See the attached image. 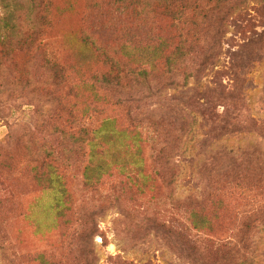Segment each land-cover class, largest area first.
I'll return each instance as SVG.
<instances>
[{"label":"rangeland","instance_id":"374dc122","mask_svg":"<svg viewBox=\"0 0 264 264\" xmlns=\"http://www.w3.org/2000/svg\"><path fill=\"white\" fill-rule=\"evenodd\" d=\"M132 2L49 0L59 72L30 48L40 20L19 24L30 0H0V264H264V0ZM134 38L152 48L126 54ZM214 43L213 66L176 87ZM140 58L164 90L135 125L99 75ZM221 84L238 100L224 128L195 108L222 114L206 94ZM180 107L192 129L166 157L146 119Z\"/></svg>","mask_w":264,"mask_h":264},{"label":"trees","instance_id":"16d2710c","mask_svg":"<svg viewBox=\"0 0 264 264\" xmlns=\"http://www.w3.org/2000/svg\"><path fill=\"white\" fill-rule=\"evenodd\" d=\"M132 1L133 0H114V2L120 6H127L129 3H133ZM30 2L32 3L31 8L23 5L20 7L19 24L23 23L24 21H32L33 18H35L36 20H40L41 27L38 29L35 27V24L33 22H30L35 30L32 31L31 34L32 40L30 41V48L33 49L34 52L40 53L41 56H43V60L46 62V64H50L52 68L56 67L57 70L61 72L63 71V67L59 63L61 60H58V55H55V53L53 52L52 42L45 34V32H49L50 29V15L48 11L49 0H41L36 4L33 0H30ZM136 2L145 4V0H136ZM21 4H23V2ZM44 26L45 29H43ZM18 29H21V25H18ZM197 29V25L193 23L191 24L190 30L186 33L180 32L177 35V39L180 40L181 44H187L189 41L190 44H197L199 40V37L197 36ZM13 31L14 30H12L11 34L7 36L6 39L2 37L1 39L5 41L17 38V36L19 35L17 34L18 32ZM123 32L128 33L130 32V30L124 29ZM127 46L134 47V49L146 51L152 48V41L146 43L140 41L138 38H134L133 42L130 45H126L124 48L126 54H129L131 48ZM215 46L216 45L214 43L209 48H207V50H204L202 54L204 56L197 58V60L195 61H192L193 64L191 63L190 67H188L187 69L188 73L183 74L181 83L179 85L176 84V87L181 86V88H185L189 76L194 75L195 78H198L199 76L204 75V71L208 67L213 66L216 57H214L215 54H212V52L214 51ZM181 59H183V56L180 57V60ZM51 60H53L54 62L49 63ZM134 62L136 61L134 60ZM136 64V66L129 65L124 69H121L117 64H114L110 67L109 71L100 73L99 77L100 83L103 85V88L105 90L122 94L117 104L122 107V109H124L126 116L130 120V122H132V124L138 125L145 123L142 120H138V114L136 113L137 111H140L141 104L147 99L159 96L160 93H162V91L164 90V87H162L160 84L152 83L153 67L151 66V63H142V59L140 58L138 60V63ZM219 86L220 88H218V90H206V94L209 93V97L210 93H214V95L217 97L215 98L216 100L225 102L226 105L225 107H223L225 111H223L222 114L218 115L216 114V112L214 113V110H212L211 107L207 106L208 104H211L209 100H206L205 103L203 102L197 104V107L195 106V108L200 109L201 113L204 111L207 112V114H205V119H207L209 123H211L210 125H220L221 123V127L224 128L230 126L231 122L236 119V115H238V108H236L235 102H237L238 100H234L237 96L235 94V88L232 84L230 86H225L222 84ZM143 87H145V91L143 90ZM193 99L191 100V106H193V104L195 105V101H193ZM182 106L183 108H185L186 106L188 108V102L186 105ZM230 107L232 108V112H229V110H227ZM183 108H173L169 112H167L166 115L164 114L162 116H159L156 114L150 117V119H146V121L148 120L150 124L149 127L152 128V131L164 139L163 145L165 146L164 154L166 155V157L170 154L171 151L169 146L170 142L167 139L171 136H177L178 138L174 142H179L182 136L186 137L192 129L193 122L188 121L189 117L187 116ZM218 119H220V123L217 122ZM166 122H169V124H165ZM104 126H107V124H105ZM107 127H102L98 130L87 129L85 127L83 129L85 132V136H88V138L91 139V142H99L101 140H105V138L107 137ZM97 174L101 175V172ZM92 180V176L88 174L87 182H92Z\"/></svg>","mask_w":264,"mask_h":264}]
</instances>
